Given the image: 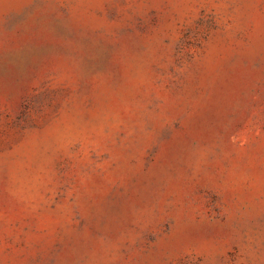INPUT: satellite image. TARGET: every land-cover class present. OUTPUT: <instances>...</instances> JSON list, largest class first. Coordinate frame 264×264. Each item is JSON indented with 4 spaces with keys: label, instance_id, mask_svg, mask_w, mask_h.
I'll return each instance as SVG.
<instances>
[{
    "label": "rangeland",
    "instance_id": "rangeland-1",
    "mask_svg": "<svg viewBox=\"0 0 264 264\" xmlns=\"http://www.w3.org/2000/svg\"><path fill=\"white\" fill-rule=\"evenodd\" d=\"M0 264H264V0H0Z\"/></svg>",
    "mask_w": 264,
    "mask_h": 264
}]
</instances>
